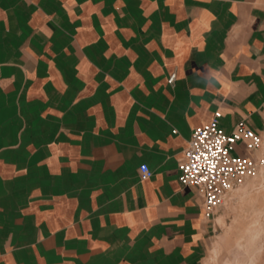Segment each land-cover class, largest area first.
I'll use <instances>...</instances> for the list:
<instances>
[{
	"label": "crops",
	"instance_id": "1",
	"mask_svg": "<svg viewBox=\"0 0 264 264\" xmlns=\"http://www.w3.org/2000/svg\"><path fill=\"white\" fill-rule=\"evenodd\" d=\"M215 112L264 134V0H0V264H208Z\"/></svg>",
	"mask_w": 264,
	"mask_h": 264
},
{
	"label": "built area",
	"instance_id": "2",
	"mask_svg": "<svg viewBox=\"0 0 264 264\" xmlns=\"http://www.w3.org/2000/svg\"><path fill=\"white\" fill-rule=\"evenodd\" d=\"M174 79L175 75H171L168 82L171 84ZM220 117L221 114L215 112L209 123L193 130L177 167L180 184L197 188L203 196L206 219H213L229 195L264 165L259 156L241 158L231 155L232 146L237 143L244 144L248 151H258L262 145L261 135L244 120L226 133L220 127ZM139 171L142 180L152 175L146 165H141Z\"/></svg>",
	"mask_w": 264,
	"mask_h": 264
},
{
	"label": "rangeland",
	"instance_id": "3",
	"mask_svg": "<svg viewBox=\"0 0 264 264\" xmlns=\"http://www.w3.org/2000/svg\"><path fill=\"white\" fill-rule=\"evenodd\" d=\"M215 226L208 264H264V165L229 195Z\"/></svg>",
	"mask_w": 264,
	"mask_h": 264
}]
</instances>
